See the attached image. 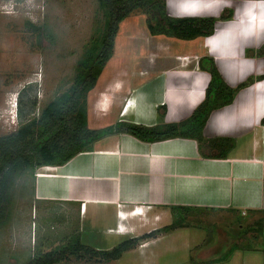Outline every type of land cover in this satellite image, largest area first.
<instances>
[{"label": "rangeland", "instance_id": "rangeland-1", "mask_svg": "<svg viewBox=\"0 0 264 264\" xmlns=\"http://www.w3.org/2000/svg\"><path fill=\"white\" fill-rule=\"evenodd\" d=\"M160 1L165 2L166 11L171 16H214L213 36L181 40L161 34L151 35L146 25L148 13L141 9L130 13L120 22L112 55L94 87L86 94L88 127L98 129L111 125L117 115L128 119L148 116L152 118V121L145 119L149 124L159 123L166 113L162 106L155 109L158 117L152 107H147L148 101H143L145 107L135 112L134 101L140 99L139 92L155 96L156 91L162 89L166 72L178 70L179 61L187 63L185 54L191 56L193 62L187 67L192 69L199 68L201 59L210 57L211 53L226 65L223 66L224 80L229 81V84L226 82L228 85L235 88L244 83L234 93L235 97L237 93L245 92L236 102L242 107L250 105L251 109L256 105V113L253 109L244 116L248 121L264 125V116H261L264 115V23L257 28L247 21L248 18L259 19L257 14L264 15V0H201L211 1L207 5H188V0ZM252 9V15L247 18L239 13L246 14ZM221 14L227 17L219 18ZM104 20V11L97 0H0V136L37 117L42 107L68 89L77 62L102 32ZM225 42L236 45L235 49H225ZM256 84L262 87L253 95ZM200 88L202 94L205 84ZM113 89H119L114 101L103 105L104 113L98 111V102L105 100L106 95H112ZM195 105V102L190 104L183 113ZM235 135L233 148L240 142L237 138L240 133ZM34 177L35 170L26 169L16 172L9 182L6 214L0 220V264H27L33 256L60 248L74 237L98 249H111L130 238L121 239L101 230L98 232V227L107 228L111 224L109 220H100L96 226L88 221L82 223L77 204L65 206L35 200ZM189 210L185 215H174V218L181 217V223L170 230L172 234L145 248H141V240L116 260L68 256L56 264H201L197 255L205 249V243H220L218 230L223 233L227 227L234 235L235 243H241L243 238L255 233L251 232L253 227L249 218L238 219L234 213L224 214L221 210ZM170 220L173 222L174 219ZM239 222L243 223L241 229ZM162 233L167 232L158 235ZM195 242L197 246L193 245ZM235 245L229 247V253L236 251L238 247ZM228 250L224 248L217 252V258L210 262H223ZM234 253L239 262L250 258V255L244 257L238 253V249Z\"/></svg>", "mask_w": 264, "mask_h": 264}, {"label": "crops", "instance_id": "crops-1", "mask_svg": "<svg viewBox=\"0 0 264 264\" xmlns=\"http://www.w3.org/2000/svg\"><path fill=\"white\" fill-rule=\"evenodd\" d=\"M210 2L190 0L188 5H207ZM255 6L258 7L257 4ZM239 13L247 18L252 15L253 9L247 10L246 14ZM257 16L259 19L248 18L247 21L258 28L259 24L264 23V15ZM223 46L225 49H235L236 45L225 42ZM185 55L188 56L187 63L179 61L178 70L166 72L162 89L156 91L155 96L139 92L140 99L134 101L135 112L145 107L143 101H148L147 107H152L155 115L158 106L166 108L160 122H178L190 115L204 98L209 75L201 68H188L187 64L193 61L190 55ZM210 57L218 62L219 71L225 78L223 66L226 65L212 53ZM201 84H205L202 94ZM260 87L261 84L253 87V95L261 90ZM113 90L114 98L111 93L106 95L105 100L98 102V111L104 113L103 105L114 101L119 89ZM243 93H237L230 104L213 110L203 127L206 138H235V134L240 133L238 146L232 148L225 158L206 156L203 153L208 150L205 147L200 150L197 141L191 138L176 137L147 143L128 134L111 135L94 142L90 151L79 153L62 165L48 166L45 171L37 168L33 181L34 199L65 206L77 204L82 223L88 221L96 226L100 220H109L111 224L107 228L98 227V232L101 230L104 234H113L121 239L169 225L172 222L170 219H173L171 207L174 206L234 213L238 219H251V232L255 233H250L241 243H235L234 235L228 232L227 227L226 230L221 229L223 233L218 230L220 243L208 241L206 245L203 244L205 249L197 255L199 262L212 264L210 261L217 258V252L224 248L228 250L234 243L238 253L244 257L250 255V258L239 262L237 254L235 257L233 255L237 251L235 249L223 257V262L216 264H264V131L262 124L248 121V117L244 116L245 112L250 114L253 109L256 113V105L251 109L250 105L242 107L236 102ZM194 102L196 105L186 114L183 113ZM119 117L117 115L115 122L123 120L148 126L155 124L145 121L152 119L148 116L130 120ZM37 173L42 175L39 177ZM238 224L241 229L243 223ZM172 232L144 240L141 248L158 242ZM221 240L224 242L221 243ZM193 245L197 246L196 242Z\"/></svg>", "mask_w": 264, "mask_h": 264}, {"label": "trees", "instance_id": "trees-1", "mask_svg": "<svg viewBox=\"0 0 264 264\" xmlns=\"http://www.w3.org/2000/svg\"><path fill=\"white\" fill-rule=\"evenodd\" d=\"M97 1L104 11L103 29L77 62L72 84L42 107L37 117L19 124L15 131L0 136V220L6 214L7 190L16 172L62 165L75 155L90 151L94 142L107 136L128 134L147 143L176 137L191 138L197 141L200 150L203 147L208 150L203 154L214 158H225L234 146L230 137H204L203 127L210 113L230 104L235 91L244 83L235 88L228 85L215 60L208 56L203 57L199 64V68L209 75L204 98L187 118L179 122L162 121L149 126L118 120L98 129L88 127L86 94L94 87L104 64L111 57L119 24L125 17L136 10H144L149 15L146 25L151 35L161 34L181 40L212 35L216 22L212 15L171 16L166 11L165 2L160 0ZM226 17L222 14L219 16L223 19ZM189 209L171 207L174 219L171 224L124 239L111 249L94 248L74 237L60 248L33 256L27 264H56L68 256L85 260H116L123 252L138 245L139 241L154 238L180 225L181 217L174 218V215H185Z\"/></svg>", "mask_w": 264, "mask_h": 264}, {"label": "built area", "instance_id": "built-area-1", "mask_svg": "<svg viewBox=\"0 0 264 264\" xmlns=\"http://www.w3.org/2000/svg\"><path fill=\"white\" fill-rule=\"evenodd\" d=\"M183 59V58H182ZM262 129H263V131H264V125H262V127H261ZM46 168H49L48 166H42L41 167V169H46ZM37 174H40V173H37Z\"/></svg>", "mask_w": 264, "mask_h": 264}, {"label": "bare ground", "instance_id": "bare-ground-1", "mask_svg": "<svg viewBox=\"0 0 264 264\" xmlns=\"http://www.w3.org/2000/svg\"><path fill=\"white\" fill-rule=\"evenodd\" d=\"M188 1H190V0H188ZM45 170H48V169H45ZM45 170H43V171H45ZM41 175H39V177H40Z\"/></svg>", "mask_w": 264, "mask_h": 264}]
</instances>
